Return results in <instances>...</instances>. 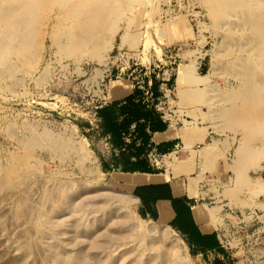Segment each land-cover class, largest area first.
I'll use <instances>...</instances> for the list:
<instances>
[{"label":"rangeland","instance_id":"374dc122","mask_svg":"<svg viewBox=\"0 0 264 264\" xmlns=\"http://www.w3.org/2000/svg\"><path fill=\"white\" fill-rule=\"evenodd\" d=\"M16 1L0 0V264H264V35L245 19L264 0L233 12L227 1L219 17L212 0H119L120 18L88 44L89 6L24 0L35 19L22 25ZM152 76L176 77L161 87L170 123L206 132L193 156L153 171L195 178L207 194L194 204L223 206L225 257L198 253L172 222L178 246L152 244L132 220L158 224L155 210L112 176L97 109Z\"/></svg>","mask_w":264,"mask_h":264},{"label":"crops","instance_id":"0c3cea01","mask_svg":"<svg viewBox=\"0 0 264 264\" xmlns=\"http://www.w3.org/2000/svg\"><path fill=\"white\" fill-rule=\"evenodd\" d=\"M175 80L176 77H174V82ZM128 90L132 92L131 88ZM116 100L119 99H110V101ZM165 102L166 101H160L157 105V110L160 111L163 120L167 123V129L163 132L153 133L150 139L153 147L147 156L152 169L153 166H156L158 169L163 166L160 164L162 162V158H164L167 165H171L172 162L170 161L173 159L176 160L177 157L175 155H179L181 150H186L191 156H193L196 151L192 149V145L196 142H204L206 136L205 128L200 129L199 127L196 128L193 125L190 126L188 121L185 122L184 127L179 129L176 128L173 122L170 123L169 118L163 111V105ZM167 143L171 144L170 148H165V146H163ZM159 145H162V147L158 150L157 146ZM205 146L207 148L209 147L208 151L210 152L212 144H206ZM166 149L168 152L163 153ZM179 172H174L173 176L166 171L153 174L141 172H120V174L131 175L129 181L123 182L121 187L127 192H132L138 187L145 188L147 186H153L155 188L154 193L158 198L169 196L177 200L180 213L175 212L173 205L169 200L158 199L155 203H149L146 207H153L156 213V221L163 220L165 225L171 231L173 230L168 226V224L172 222L173 226H175L178 232L184 237L188 246L196 249L194 246H198V242L209 241V239L206 238L212 235L216 236V238L212 241L215 242L217 240L219 243L217 238V231L220 230L218 214L221 210H224L223 206L209 207L202 203L194 204L193 200L203 199L207 193L199 189L195 178H189L188 183H183ZM209 191H212L216 196L214 186H210ZM130 196L133 199L135 198L136 204L140 201L138 197L137 199L133 195ZM195 209H197L200 220H197ZM177 218H180L182 221L183 228L174 223ZM211 253L215 252L212 251L205 254Z\"/></svg>","mask_w":264,"mask_h":264},{"label":"trees","instance_id":"16d2710c","mask_svg":"<svg viewBox=\"0 0 264 264\" xmlns=\"http://www.w3.org/2000/svg\"><path fill=\"white\" fill-rule=\"evenodd\" d=\"M173 83V76L167 82H159L155 76H152L150 80H143L142 86L135 85L128 96L124 91L123 96L126 97L97 109V117L102 123V128L109 137L111 146L118 152L113 169H119L123 173H155L147 156L153 147L150 139L153 133L163 132L167 129V123L157 110V105L164 97L161 92L162 85L172 87ZM147 94L148 96H146ZM111 100H113L112 97ZM163 146L170 148L171 144L167 143ZM161 147L162 145H159L157 149L159 150ZM167 152L166 149L163 153ZM154 189L153 186L138 187L133 191V194L140 199L144 206L155 203L158 199L169 200L175 212L180 213L177 200L169 196L158 198ZM174 223L182 227L180 218H177ZM214 238H216L215 235L209 236L206 238L209 241L198 242V246L194 247L200 254L214 251L225 257V252L217 240L212 241ZM214 264L224 263L221 259L215 260Z\"/></svg>","mask_w":264,"mask_h":264},{"label":"bare ground","instance_id":"6f19581e","mask_svg":"<svg viewBox=\"0 0 264 264\" xmlns=\"http://www.w3.org/2000/svg\"><path fill=\"white\" fill-rule=\"evenodd\" d=\"M1 1H3V0H1ZM23 1L24 0H18V2L16 1L17 3L16 2L14 3L13 10H14V12H15L16 9H17V12L20 11V10L23 11V15H20V19H21L20 22L22 23V25H25L24 22L22 21V18L21 17H23L25 15V18H27L28 20H30V19H32L34 17L35 14H34V11H33V5H30V6L24 5L23 4ZM27 1L28 2H33V1L35 2L36 1L37 2L36 4H38V5L42 4L43 5L44 2L46 3L47 1L49 2L50 0H33V1L32 0H27ZM57 1H61L62 4L64 6H67L68 8H70V11H73V13H76L75 11H79L80 9H82V7L84 8L85 6H89V9H88L87 14L85 12H83V11H82V13H85V14L82 15L81 12H80L81 14H79V20L81 21V24H82V28H81L80 31H81V34L83 36V41H82L83 44H86V43L88 44V42L91 43L93 40H96L95 38L99 34V30H102L103 27H105V26L107 27V25H109L111 23V22H109V20H111L110 19L111 16L113 14H116L115 16L116 17L118 16L117 18H120V16H121L120 13H121V11H123V10H120L119 9L120 8L119 6L117 7V5L119 4V0H53L52 1V4H53V2H57ZM227 1H230V3H234L235 2V5L232 7V10H231L233 12L234 10L235 11L236 10L238 11V10H242V9H246V8L248 10V9H250V6L251 7L256 6V4L258 3V1L261 2L263 0H253L255 3L252 0H212L213 11H214V15H216V17H219L220 16L219 13L221 12V9H222L221 5L222 4H225V2H227ZM19 3H21V5H19ZM263 3H264V1H263ZM10 5L12 6V4H10ZM124 5H126V4H124ZM6 6H7V4H6ZM31 6H32V8H30ZM216 6L219 7V8H221V9L217 8ZM10 7H8V8H10ZM27 7H29L30 9L27 8ZM223 8H224V6H223ZM24 10L25 11L29 10L30 12L24 13L25 12ZM9 11H11V10H9ZM226 11H228V10H226ZM2 12H4V11H2ZM222 14H221V16H222ZM248 17L246 16V18H245L246 21L248 20L249 22H251V21L257 22L258 23L257 32L258 33L260 32L261 34L264 35V8L261 10V13L260 12H258V13H255L254 12L251 15V17L250 16H248ZM34 19H35V17H34ZM4 20H6V19H4ZM113 20H117V19L116 18L115 19L113 18ZM113 20H111V21H113ZM238 20H240V19H238ZM240 26L243 28L242 24ZM16 29H15V31H16ZM7 30H8V28H7ZM9 39H7V40H9ZM13 39H15V38H13ZM4 43H6V42H3V44ZM75 47H77V45ZM5 49H7V48H5ZM11 50H14V49H11ZM111 93H112V89H110L109 95H111ZM263 120H264V117H263ZM260 122H261V120H260ZM112 176H113V178H117V180L120 181L121 184H123V182L129 181V178H130L131 175L130 174H120V173H116V174H112ZM178 194H180V193H178ZM134 197H136V196H134ZM133 201H135V198L132 199V200H130L129 203L131 204V203H133ZM135 219L132 220L133 221V224H134V228L143 230L146 233L147 237L150 239V241H151L152 244H156L158 246H175V247L178 246L177 239L175 237H173L172 235H170L166 230L163 229L164 227H167V226L162 227V225L165 224V222L163 220L156 221L158 224H149L150 222H148V224H147L145 222H140L139 223V222L135 221Z\"/></svg>","mask_w":264,"mask_h":264},{"label":"built area","instance_id":"2783aa9c","mask_svg":"<svg viewBox=\"0 0 264 264\" xmlns=\"http://www.w3.org/2000/svg\"><path fill=\"white\" fill-rule=\"evenodd\" d=\"M219 231V230H218ZM217 231V232H218ZM221 235L219 234V233H217V238H218V241H219V244H220V246L223 248V246H224V244H223V241H222V239H221V237H220ZM224 249V248H223Z\"/></svg>","mask_w":264,"mask_h":264}]
</instances>
